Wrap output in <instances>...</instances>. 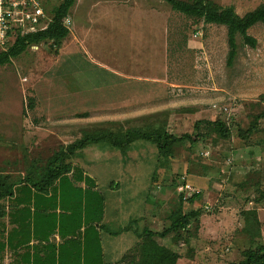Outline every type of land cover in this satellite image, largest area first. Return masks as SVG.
<instances>
[{"label":"rangeland","instance_id":"obj_1","mask_svg":"<svg viewBox=\"0 0 264 264\" xmlns=\"http://www.w3.org/2000/svg\"><path fill=\"white\" fill-rule=\"evenodd\" d=\"M212 1L233 6L241 17L264 3ZM65 25L70 33L60 48L32 46L0 68V169L18 175L87 130L164 124L169 133L181 136L195 133L198 120L231 121L230 139L214 134L195 146L186 142L167 161L158 160L154 145L136 141L126 154L91 145L72 162L85 169L93 165L99 189L119 183L109 193L110 203L137 197L135 211L141 209L137 217H143L137 227L142 230L150 224L148 211L155 214L157 229L167 225L179 196L185 195L179 178L187 174L201 197L185 203L184 211L202 209L203 215L195 252L189 255L181 248L180 264L241 261L250 246L244 210H257L264 242V205L253 203L259 177L249 175L262 169L264 187V133L244 139L238 132L263 108L264 23L248 31L257 41L255 48L237 38L231 65L224 26L196 21L163 0H76ZM81 173L63 177L77 180L85 177ZM76 189L62 197L78 216L85 196ZM56 195H61L60 187ZM95 195L88 201L94 202Z\"/></svg>","mask_w":264,"mask_h":264},{"label":"trees","instance_id":"obj_2","mask_svg":"<svg viewBox=\"0 0 264 264\" xmlns=\"http://www.w3.org/2000/svg\"><path fill=\"white\" fill-rule=\"evenodd\" d=\"M124 1V0H116ZM174 11L202 21L205 24L224 26L227 29L229 45L228 64L231 65L237 54V38L240 37L243 43L255 48L257 41L248 34V31L257 24L264 23V3L255 10L239 16L233 6L221 7L212 0H163ZM76 0H60L53 6L50 13L53 21L46 30L29 33L24 36H17L15 42L6 51H0V68L10 64L13 59L18 58L32 46L50 44L60 48L63 40L69 35L70 30L65 25L69 12ZM263 108L253 116V119L246 130H239V136L250 138L257 133H264V94L260 96ZM33 105L29 104V107ZM111 126L115 125L110 123ZM109 124V125H110ZM118 129L97 128L82 132L81 138L73 143L60 147L44 163L34 161L26 167L23 172L15 175L9 171L0 169V216L3 215L2 201L12 195L16 181L30 184L37 191L47 192L55 182L70 173L73 169V158L80 156L84 149L91 145H107L121 153L131 148L136 141H145L157 148L158 160L167 161L175 154L177 146L189 142L195 146L203 140L210 139L216 135V139L228 140L232 135V122L217 119L215 121L198 120L194 124L195 133L177 136L169 133L165 125L149 127ZM262 169L252 170L250 176L257 175L255 182V197L253 203L264 205V187L262 186ZM187 182L191 183L189 176ZM181 175V176H183ZM180 176V178H181ZM179 178V184H180ZM201 197V192H193L187 197L181 194L179 202L168 216V223L162 229L145 228L142 232V243L140 245L139 260L127 264H177L182 257L181 248H187V254L194 251L193 243L196 241L199 231L200 219L203 215L202 209H195L189 212L184 211L185 203L194 204ZM257 210H244L241 212L242 221L246 234L250 239L249 248L242 251V260L233 264H264V242Z\"/></svg>","mask_w":264,"mask_h":264},{"label":"crops","instance_id":"obj_3","mask_svg":"<svg viewBox=\"0 0 264 264\" xmlns=\"http://www.w3.org/2000/svg\"><path fill=\"white\" fill-rule=\"evenodd\" d=\"M75 164L67 176L82 171L86 178L62 177L47 192L16 181L12 195L1 203L0 264H127L131 258L134 263L139 260L143 230L137 224L143 217H137L141 209L135 211L137 197L110 203L109 193L118 189L119 183L99 189L95 167ZM59 187L61 195L57 196ZM73 188L85 196L78 216L71 202L62 197L67 198ZM92 193H96L94 202L88 201ZM148 205L151 208L152 204ZM39 211L43 213L37 217ZM152 213H145L150 221L147 228L157 229Z\"/></svg>","mask_w":264,"mask_h":264},{"label":"built area","instance_id":"obj_4","mask_svg":"<svg viewBox=\"0 0 264 264\" xmlns=\"http://www.w3.org/2000/svg\"><path fill=\"white\" fill-rule=\"evenodd\" d=\"M55 0H0V48L12 45L16 37L46 30L53 21L50 10ZM180 185L187 197L193 193V187L185 175Z\"/></svg>","mask_w":264,"mask_h":264}]
</instances>
